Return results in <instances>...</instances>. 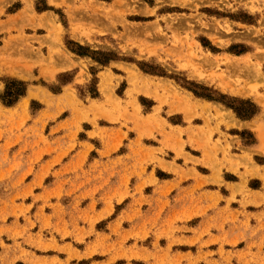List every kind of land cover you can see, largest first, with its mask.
<instances>
[{
  "label": "rangeland",
  "instance_id": "374dc122",
  "mask_svg": "<svg viewBox=\"0 0 264 264\" xmlns=\"http://www.w3.org/2000/svg\"><path fill=\"white\" fill-rule=\"evenodd\" d=\"M262 154L264 0H0V264H241Z\"/></svg>",
  "mask_w": 264,
  "mask_h": 264
},
{
  "label": "crops",
  "instance_id": "0c3cea01",
  "mask_svg": "<svg viewBox=\"0 0 264 264\" xmlns=\"http://www.w3.org/2000/svg\"><path fill=\"white\" fill-rule=\"evenodd\" d=\"M11 4H13V2L9 3L8 5ZM26 7H31L33 10L34 3L26 4ZM36 95H38L40 100H48L51 96L55 97L56 99H61L64 97L65 92L61 91V93L58 94H49L44 92ZM24 98H26V96L21 98V100ZM25 104L27 105V102H25ZM86 124L89 126L87 132H92V124ZM172 126L175 128H187L184 125L181 126L180 123H173ZM254 136L256 142L254 145H252V148H260L262 146V140L258 137V134H254ZM147 141L149 140L144 139L143 144H145ZM146 147L155 149V146ZM260 158L263 161L260 163H255L257 167L262 169L260 170V176L256 178H250L247 181V189H249L247 192V209H245V211L241 210V208L235 209L234 204H231L229 210H227V213L229 216L232 215V218H229L228 222L225 220L224 223L219 224L216 227L217 234L211 233L214 239H218L219 247H223L226 252H231L233 259L237 262H241V264H263L262 259H264V219L261 222L259 221L260 218H264V154L260 155ZM234 180L235 179L233 178L232 180L226 181V183L228 185L234 184L236 183ZM193 184L196 186L197 183L194 182ZM252 184L254 187H251ZM187 190L188 189H186V191H182L180 195L185 197L188 193ZM231 197L232 194L229 193L228 197H226L228 201L224 205L223 209L226 210L228 208L227 204H229ZM238 199L239 198H237V200ZM231 211H233V213ZM236 211H238L243 216L239 217L237 222H234L237 215L235 214ZM219 250L220 249H218V251Z\"/></svg>",
  "mask_w": 264,
  "mask_h": 264
},
{
  "label": "trees",
  "instance_id": "16d2710c",
  "mask_svg": "<svg viewBox=\"0 0 264 264\" xmlns=\"http://www.w3.org/2000/svg\"><path fill=\"white\" fill-rule=\"evenodd\" d=\"M78 55L85 56V54H83V53H78ZM102 64H106V63L104 62ZM26 92H27V85L25 83L17 82V81L8 82L6 85L5 92H4L5 95L2 99L3 104L8 106V107L15 105L22 97H24L26 95ZM196 96H198L200 98L207 99V100H211V101H219V100H214L209 95L196 93ZM227 106L232 108L237 113V115L243 119L249 120L250 118H252L256 114L254 112H251L250 114L249 113L247 114V112L242 114L236 108L231 107L229 105H227Z\"/></svg>",
  "mask_w": 264,
  "mask_h": 264
},
{
  "label": "bare ground",
  "instance_id": "6f19581e",
  "mask_svg": "<svg viewBox=\"0 0 264 264\" xmlns=\"http://www.w3.org/2000/svg\"><path fill=\"white\" fill-rule=\"evenodd\" d=\"M110 73V72H109ZM133 73V72H132ZM108 74V73H107ZM110 75V74H109ZM134 75V74H133ZM111 76V75H110ZM139 77V76H138ZM110 77H108V79H109ZM135 78H137L136 76H135ZM134 78V79H135ZM144 79V78H143ZM143 79H141L142 81H144L145 82V80H143ZM137 80L139 81V79L137 78ZM106 81V80H105ZM137 81V82H138ZM137 82H136V84H137ZM133 83H135L134 81H133ZM132 83V84H133ZM140 83V82H139ZM148 83V82H147ZM142 84V83H141ZM137 86V85H136ZM143 86H145L144 84H143ZM148 87V86H147ZM140 89H141V87H140ZM141 90H143V89H141ZM146 90V89H145ZM145 90H143V91H145ZM147 92V90L145 91V93ZM158 92V91H157ZM158 94V93H157ZM176 101V100H175ZM161 102H162V100H161ZM132 103V102H131ZM115 104V103H114ZM133 104H135V103H133ZM26 104H24V106H25ZM136 107L137 105H133V107ZM118 107H119V105H118ZM138 108V107H137ZM158 109V108H157ZM137 110V109H136ZM139 110V109H138ZM170 110H172V109H170ZM184 110V109H183ZM159 111V110H158Z\"/></svg>",
  "mask_w": 264,
  "mask_h": 264
}]
</instances>
